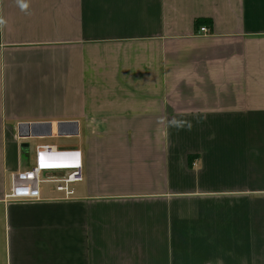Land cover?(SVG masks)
Instances as JSON below:
<instances>
[{
    "label": "crops",
    "instance_id": "0c3cea01",
    "mask_svg": "<svg viewBox=\"0 0 264 264\" xmlns=\"http://www.w3.org/2000/svg\"><path fill=\"white\" fill-rule=\"evenodd\" d=\"M0 264H264V0H0Z\"/></svg>",
    "mask_w": 264,
    "mask_h": 264
},
{
    "label": "built area",
    "instance_id": "2783aa9c",
    "mask_svg": "<svg viewBox=\"0 0 264 264\" xmlns=\"http://www.w3.org/2000/svg\"><path fill=\"white\" fill-rule=\"evenodd\" d=\"M207 32L206 27L201 28ZM61 170L66 174L51 181L57 184V190L64 193L65 198L74 195L73 185L85 178L84 164L81 151L61 150L52 146H40L37 149L36 165L26 172L13 175V184L9 198L13 199H36L40 196L41 173L43 171Z\"/></svg>",
    "mask_w": 264,
    "mask_h": 264
},
{
    "label": "water",
    "instance_id": "95a60500",
    "mask_svg": "<svg viewBox=\"0 0 264 264\" xmlns=\"http://www.w3.org/2000/svg\"><path fill=\"white\" fill-rule=\"evenodd\" d=\"M42 123H34V124H32V125H28V124H23L22 126L23 127H26V128H28V127H31V130L30 131H28V132H26L25 134H23L22 136L23 137H31V136H39V135H41L42 133H44L43 131H40L39 129L41 128V127H45L46 125H41ZM49 134L51 133L50 131L48 132ZM48 134V135H49ZM23 147H28L29 146V144L28 143H24L23 145H22Z\"/></svg>",
    "mask_w": 264,
    "mask_h": 264
},
{
    "label": "rangeland",
    "instance_id": "374dc122",
    "mask_svg": "<svg viewBox=\"0 0 264 264\" xmlns=\"http://www.w3.org/2000/svg\"><path fill=\"white\" fill-rule=\"evenodd\" d=\"M32 145H33V144H32V142L30 141V146H32ZM41 178H43V179L45 178V173L42 174ZM41 186H42V187H45V186H47V187H50V186H51V187H54L52 184L47 183V182H45V181L41 182Z\"/></svg>",
    "mask_w": 264,
    "mask_h": 264
}]
</instances>
